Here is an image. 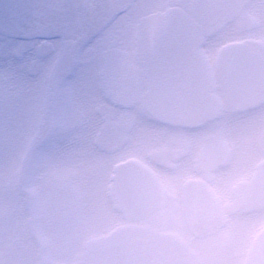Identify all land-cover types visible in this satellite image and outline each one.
Returning <instances> with one entry per match:
<instances>
[{
    "label": "clouds",
    "instance_id": "9594fccd",
    "mask_svg": "<svg viewBox=\"0 0 264 264\" xmlns=\"http://www.w3.org/2000/svg\"><path fill=\"white\" fill-rule=\"evenodd\" d=\"M0 264H264V0H0Z\"/></svg>",
    "mask_w": 264,
    "mask_h": 264
}]
</instances>
